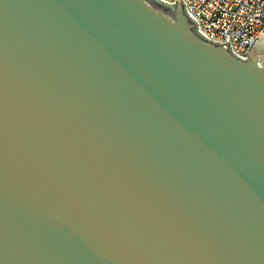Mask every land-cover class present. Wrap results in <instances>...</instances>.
I'll use <instances>...</instances> for the list:
<instances>
[{"label":"water","instance_id":"obj_1","mask_svg":"<svg viewBox=\"0 0 264 264\" xmlns=\"http://www.w3.org/2000/svg\"><path fill=\"white\" fill-rule=\"evenodd\" d=\"M196 26L0 0V264H264V32Z\"/></svg>","mask_w":264,"mask_h":264},{"label":"built area","instance_id":"obj_2","mask_svg":"<svg viewBox=\"0 0 264 264\" xmlns=\"http://www.w3.org/2000/svg\"><path fill=\"white\" fill-rule=\"evenodd\" d=\"M172 6L177 0H157ZM196 31L214 43L229 39L230 51L246 59L264 32V0H181Z\"/></svg>","mask_w":264,"mask_h":264}]
</instances>
